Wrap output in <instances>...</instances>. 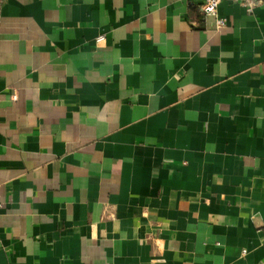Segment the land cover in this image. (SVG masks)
<instances>
[{"label":"crops","instance_id":"0c3cea01","mask_svg":"<svg viewBox=\"0 0 264 264\" xmlns=\"http://www.w3.org/2000/svg\"><path fill=\"white\" fill-rule=\"evenodd\" d=\"M204 2L0 0V264H264V0Z\"/></svg>","mask_w":264,"mask_h":264},{"label":"built area","instance_id":"2783aa9c","mask_svg":"<svg viewBox=\"0 0 264 264\" xmlns=\"http://www.w3.org/2000/svg\"><path fill=\"white\" fill-rule=\"evenodd\" d=\"M257 0H205V2L202 5V11L207 16L212 15L217 18V26L218 28L225 27L228 23V20L226 18L218 17V10L222 3L224 2H232V3H238L244 6L247 10H252L254 7V4ZM259 2H262L263 0H258ZM106 40L105 36H100L98 38V42H104ZM14 99H17V96H14ZM263 234V243H264V231Z\"/></svg>","mask_w":264,"mask_h":264}]
</instances>
